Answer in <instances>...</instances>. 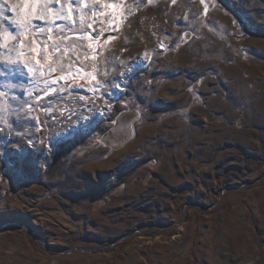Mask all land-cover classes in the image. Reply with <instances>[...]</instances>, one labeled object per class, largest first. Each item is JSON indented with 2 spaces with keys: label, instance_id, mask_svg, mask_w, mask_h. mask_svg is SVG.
I'll return each instance as SVG.
<instances>
[{
  "label": "rangeland",
  "instance_id": "rangeland-1",
  "mask_svg": "<svg viewBox=\"0 0 264 264\" xmlns=\"http://www.w3.org/2000/svg\"><path fill=\"white\" fill-rule=\"evenodd\" d=\"M104 2L66 79L0 63V264H264V0Z\"/></svg>",
  "mask_w": 264,
  "mask_h": 264
},
{
  "label": "snow or ice",
  "instance_id": "snow-or-ice-1",
  "mask_svg": "<svg viewBox=\"0 0 264 264\" xmlns=\"http://www.w3.org/2000/svg\"><path fill=\"white\" fill-rule=\"evenodd\" d=\"M99 4V9L92 7V13H99L109 8L115 9L117 5L114 3H106L104 0H93V4ZM13 14L14 19L11 23L15 26L14 32L0 27V63L9 67L11 72L13 67H23L29 73L39 72L41 75L45 73H55L54 82L59 79H66L68 75L73 74V62L70 54H83L84 58H88V53L84 52V46L78 41L92 39L86 30L72 35L65 34L71 32L78 25L76 23V9L78 7L77 0H68V10L65 13L64 4L61 0H3ZM79 4L87 7L85 0H79ZM87 13H82L81 17ZM126 19V17H122ZM37 21L44 25L38 27ZM66 21H72L67 30L61 27ZM115 23V17H113ZM84 20L81 18L79 27L83 28ZM111 38V37H110ZM51 41V43H50ZM91 47V45H89ZM99 53L93 51V58ZM68 56V62L65 64V57ZM67 68V71L65 70ZM76 75L86 69L76 66ZM3 76V73H0ZM94 78V77H93ZM6 93L0 92V96ZM3 104H0V112L6 111Z\"/></svg>",
  "mask_w": 264,
  "mask_h": 264
},
{
  "label": "bare ground",
  "instance_id": "bare-ground-1",
  "mask_svg": "<svg viewBox=\"0 0 264 264\" xmlns=\"http://www.w3.org/2000/svg\"><path fill=\"white\" fill-rule=\"evenodd\" d=\"M127 115V114H126ZM137 118V117H136ZM123 119V118H122ZM134 119V118H133ZM132 119V121H133ZM135 120V119H134ZM134 123V122H133ZM129 125V124H128ZM134 125V124H133ZM122 127V126H121ZM120 129V128H119ZM117 130H118V127H117ZM128 131V130H127ZM133 131V130H132ZM111 134V133H110ZM125 134H128V133H125ZM130 134V133H129ZM116 135V134H114ZM131 135V134H130ZM128 137V135H126ZM113 137H110L109 135L105 138V139H102V143L104 145H106L107 147L109 146L110 148H114V149H119L121 147H123V144L124 142L122 141H114L113 139H111ZM119 140V139H118Z\"/></svg>",
  "mask_w": 264,
  "mask_h": 264
},
{
  "label": "water",
  "instance_id": "water-1",
  "mask_svg": "<svg viewBox=\"0 0 264 264\" xmlns=\"http://www.w3.org/2000/svg\"><path fill=\"white\" fill-rule=\"evenodd\" d=\"M125 142H126V141H125ZM117 242H119V241H117ZM117 242H116V243H117Z\"/></svg>",
  "mask_w": 264,
  "mask_h": 264
},
{
  "label": "crops",
  "instance_id": "crops-1",
  "mask_svg": "<svg viewBox=\"0 0 264 264\" xmlns=\"http://www.w3.org/2000/svg\"><path fill=\"white\" fill-rule=\"evenodd\" d=\"M125 129V128H124ZM124 143H125V141H124Z\"/></svg>",
  "mask_w": 264,
  "mask_h": 264
}]
</instances>
